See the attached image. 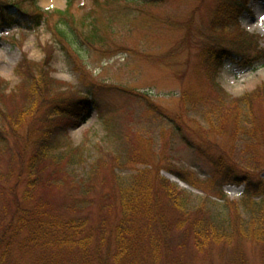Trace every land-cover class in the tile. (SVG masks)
I'll list each match as a JSON object with an SVG mask.
<instances>
[{
	"label": "rangeland",
	"instance_id": "374dc122",
	"mask_svg": "<svg viewBox=\"0 0 264 264\" xmlns=\"http://www.w3.org/2000/svg\"><path fill=\"white\" fill-rule=\"evenodd\" d=\"M218 1L21 3L30 10L40 8L48 23L28 30L0 28V78L8 83L6 92L14 91L20 82L14 69L24 54L38 62L44 57L43 48L52 44V77L63 91L68 84L95 98L101 117L92 108L81 124L69 131L73 147L79 152L83 148L82 161L65 165L59 160L51 176L42 170L35 180L28 171L29 157L35 153L33 141L30 137L24 144L22 139L39 125L29 118L16 125L15 118L8 119V115L20 98L15 102L8 96L0 99V235L9 223L16 225L21 215L18 207L25 209L35 199L56 218L85 219V233H92L91 247L100 243L99 255H106L108 248L112 251L114 228L122 217L119 185L153 166L161 177L189 194L184 206L189 216L174 210L158 190L160 199L151 211V223L144 214L134 218L132 226L143 237H137L140 245L147 243L150 235L155 237L158 264H230L239 257H244L246 264H264L261 246L238 233L246 232L250 219L249 204L241 202L244 186L224 184L219 188L208 183L212 173L206 157L220 155L254 168L264 179V92L253 98L251 112L247 103L233 106L230 99L224 101L234 113L240 112L236 121L231 111L222 108L217 112L221 102L207 71L210 56L220 39H228L227 46L222 43L221 47L229 48L234 41L238 44L234 36L240 34L232 28L223 35L214 29ZM238 24L260 36L264 50V0H249ZM54 25L63 38L52 36ZM215 82L231 99L251 95L264 86V60L242 66L225 57ZM242 115L261 121V128H255L263 140L253 159L244 148L249 140L243 141L239 129L240 122L246 124L247 117ZM188 173L204 182L191 185ZM177 174L189 181H181ZM254 201L258 203L259 198ZM259 204L264 206L261 201ZM193 217L214 220L228 233L229 241L198 248L187 233L186 218ZM146 223L147 230L143 227Z\"/></svg>",
	"mask_w": 264,
	"mask_h": 264
},
{
	"label": "trees",
	"instance_id": "16d2710c",
	"mask_svg": "<svg viewBox=\"0 0 264 264\" xmlns=\"http://www.w3.org/2000/svg\"><path fill=\"white\" fill-rule=\"evenodd\" d=\"M24 1L26 0L0 1V28L17 25L21 29L28 30L35 29L42 23H48L40 8L27 9L21 4ZM31 1L35 2V0ZM248 2L249 0H219L214 10L212 21L215 25L214 29H218L222 35L231 28L236 33L240 32L234 36L238 44L234 41L232 47L223 48L221 44L227 46L229 40L222 38L216 43L215 51L210 56L207 71L212 74V85L215 91L219 92L218 101L221 102L217 112L222 108L226 112H233L224 104V101L228 99L233 106L247 103L245 107L248 112H251L250 104L253 98L264 92V86H259L251 95H245L241 99H231L215 82L225 57L235 60L242 66H250L264 59V51L259 46L260 37L239 28L238 19L246 10ZM55 12L64 15L60 11ZM52 36L59 40L64 34L54 25ZM54 51L55 47L47 44L43 48L44 57L38 62L29 60L24 54L14 69L20 82L9 94L6 92L7 88L4 87L8 83L0 78V99L8 96L10 102H15L18 98L22 101L19 105L14 103L8 119L15 118L16 125H20L26 121V118H29L39 125L34 132L29 129L25 138L22 139L24 144L30 137V142L33 141L35 153L29 157L28 171L35 180L38 177L37 172H42V170L47 171L46 173L51 176L60 161H65V165L76 160L82 161L83 148L79 152V149L73 147L69 131L78 127L92 108L101 117V110L95 98L84 95L80 90L68 84H65L67 87L64 91L62 87H59L60 84L51 75L50 63ZM1 104L5 106L4 102ZM233 114L236 121L240 112L237 114L233 112ZM242 116L247 117L246 124L242 125L240 122L239 129L243 141L249 140L244 143V148L248 153L250 152L249 157L253 159L256 157V148H261L260 139L263 140L255 128V126L261 128V121L250 115ZM198 149L203 156L202 148ZM116 158L118 163L119 160ZM206 161L211 166L212 173V179H209L208 183H211L213 187L216 185L221 188L224 184L244 186L241 202L249 204L250 219L247 222L246 232L239 230L238 233L258 243L264 250V206L259 204L260 201L264 203V179L258 177L254 168L250 166V168H245L241 161L224 159L223 155L207 156ZM254 164L258 166V163ZM188 175L192 177L191 181L180 174L176 176L183 181H189L193 186L195 182L197 184L204 182L193 173H188ZM31 184L32 182L29 183ZM119 189V206L122 217L114 228L112 251L108 248L106 255H99L100 243L94 248L91 247L92 233L90 231L85 233V219L56 218L48 213L43 202L34 199L25 209L18 207L21 215L16 225L9 223L1 233L0 264H22L23 260H26L25 264H158L155 237L150 235L147 243L140 245L137 237H141V232L132 226L136 223L134 218L144 214L146 220L151 223L150 218L153 217L151 211L160 199L158 190L164 193L173 205H171L172 208L181 213L186 212L184 206L189 194L161 177L159 170L153 166L132 175L129 180L119 185ZM27 192L30 198L29 191ZM221 197L224 196L221 195ZM256 198H259L258 203L254 201ZM186 216L189 215L186 214ZM186 222L187 233L192 236L194 245L198 248L211 243L220 244L227 239L229 241L225 229L209 217L205 220L203 217H193L190 220L186 218ZM147 226L148 223L143 227L147 230ZM138 251L141 253H137ZM245 262L244 257H239L230 264H246Z\"/></svg>",
	"mask_w": 264,
	"mask_h": 264
},
{
	"label": "bare ground",
	"instance_id": "6f19581e",
	"mask_svg": "<svg viewBox=\"0 0 264 264\" xmlns=\"http://www.w3.org/2000/svg\"><path fill=\"white\" fill-rule=\"evenodd\" d=\"M53 2V0H51ZM173 180H175V182H177L178 184H180L181 186H185L184 183H181L180 181H178L177 179H175L174 177H172Z\"/></svg>",
	"mask_w": 264,
	"mask_h": 264
}]
</instances>
